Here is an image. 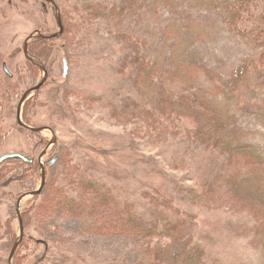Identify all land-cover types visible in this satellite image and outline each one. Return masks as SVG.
I'll list each match as a JSON object with an SVG mask.
<instances>
[{
    "label": "rangeland",
    "instance_id": "1",
    "mask_svg": "<svg viewBox=\"0 0 264 264\" xmlns=\"http://www.w3.org/2000/svg\"><path fill=\"white\" fill-rule=\"evenodd\" d=\"M57 1L69 30L56 39L32 42V50L49 59L43 63L51 71L45 87L26 103L33 126L51 127L37 133L20 124L19 109L46 72L30 59L26 43L35 33L61 30L58 10L48 0H0V157L21 152L36 159L35 163L11 159L0 171V264H12L15 233L22 235L20 209L29 213V244L20 248L15 264L146 260L148 253L134 234L121 228L120 207L132 202L136 211L153 219L158 210L154 197L166 199L161 190L182 199L183 207L199 216V241L213 258L264 264V245L255 233L258 220L227 187L220 189L216 202L200 204L191 198L190 189L205 190L226 163L220 150L190 135L198 111L191 106L194 97L185 105L189 117L179 121V130L172 136L162 134L167 122L164 117L156 120L151 110L163 106L153 103L152 94L143 92L133 73L142 49L154 58L195 65L204 87L198 94L201 99L218 93L217 86L227 84L264 48V0H249L245 8L249 34L238 33L228 22L226 0ZM92 2L98 8H92ZM174 26L179 27L175 32ZM7 63L15 76L6 70ZM260 109L255 105L241 111L240 124L254 133L248 142L264 147V120L256 114ZM56 138L59 142L52 145ZM49 148L46 190L22 200L42 187L40 158ZM57 157L60 161L52 165ZM72 195L80 197L78 212L70 204Z\"/></svg>",
    "mask_w": 264,
    "mask_h": 264
},
{
    "label": "trees",
    "instance_id": "2",
    "mask_svg": "<svg viewBox=\"0 0 264 264\" xmlns=\"http://www.w3.org/2000/svg\"><path fill=\"white\" fill-rule=\"evenodd\" d=\"M226 1L228 3V22L238 33L249 34V26L245 23V19L243 20L249 0ZM98 5V3L96 5L92 2V8L93 6L98 8ZM126 7L123 11L121 10L120 17L125 15L123 12ZM114 8L117 10V7ZM118 12L119 10H117ZM177 28L179 27L174 26L173 32ZM67 30H69L68 24ZM173 38L172 41L175 40ZM39 39L47 40L43 37L36 40ZM33 44L31 49L34 47ZM184 45L183 41L179 43L180 48ZM32 54L38 57L39 62L43 63L49 60L42 53H35L32 50ZM178 62L165 57L154 58L142 49L136 55L134 75L139 76L138 82L143 92L150 91L146 93L152 94L153 103L156 106L158 104L163 106L161 109L160 107L153 108L152 116L156 120L164 117L167 124L165 131L160 132L172 136L176 133L175 129L179 130L180 128L179 121L189 115L185 105H190L194 97L195 100L191 106L198 111L194 113L196 125L190 130V135L194 141L203 143L208 148L220 150L225 155L226 163L216 180L209 182L205 190L190 189L191 198L195 203L200 204L208 201L216 202L219 200L220 189L227 187L230 194L244 210L250 212L258 220L255 233L264 245V147L248 142L254 133L240 124L242 121L241 111L250 110L255 105L261 107L260 112L256 114L264 120V48L248 58V61L237 70L235 76L230 78L227 84L223 83L221 86H217L218 93L208 95L203 99L198 96L199 91H204L202 89L204 87L199 83L197 70L193 69L195 65L183 62V66L181 62ZM0 88L3 89L1 85ZM188 91L191 93H187ZM26 107V121L33 125L35 122L32 115H29V103ZM158 110L162 114H159ZM0 131L2 134L3 131ZM33 131L39 133V131ZM19 160L30 163L24 159L19 158ZM8 162L11 161L0 166V171L6 168ZM92 184L99 185L95 181ZM161 192L166 198L162 200L167 202L164 204L162 200H156L154 197V204L158 210L153 219L140 210L136 211V206L132 202L121 204L120 216L123 232L134 234L141 250L145 249L148 253L146 260L139 259V263L136 261L133 264H233L222 258H213L207 246L199 241V216L184 208L182 199L172 193L167 194L162 190ZM101 194L109 199L114 198L107 190H102ZM79 198L72 195L70 199V204L75 207L76 212L79 210V206L76 205ZM82 199L83 197L80 201ZM157 201L158 203H156ZM184 203L188 205L187 202ZM164 206L166 209H163ZM28 215L29 213L24 214L26 224L29 222ZM28 234L27 232L21 248H25L29 244ZM14 237V243L17 245L22 236L17 232Z\"/></svg>",
    "mask_w": 264,
    "mask_h": 264
},
{
    "label": "water",
    "instance_id": "3",
    "mask_svg": "<svg viewBox=\"0 0 264 264\" xmlns=\"http://www.w3.org/2000/svg\"><path fill=\"white\" fill-rule=\"evenodd\" d=\"M49 1H51L52 3H54L57 7H59V3H58L57 0H49ZM59 20H60V24H61V27H62V30L61 31H59L57 33H54L52 35H48V34L42 32V31L40 33H38V34L35 33V34H33L30 37V39H28V41L26 43V52H27L28 56L30 57V59H32L34 62H37V64L46 72V76L43 79V81L40 84H38L37 86H35L32 89H30L26 93V95H25V97H24V99H23V101H22V103L20 105V109H19V119H20L21 124L24 125V126H26V127L31 128L33 130H36V131H45L46 129L51 128V127H46V126L37 127V126H33L32 124L28 123L26 121V118H25V106H26V103L28 102V100L31 98V96L35 92H39V91H41L45 87V85L47 84V82L50 79L51 71H50V69H49V67H48L47 64H44V63L39 62L32 55V49H31L32 42H33V40H35V39H37L39 37H45V38L51 37V38H54V37H60V36L64 35L66 33V31H67V26L65 24V19H64V16H63L62 13L59 14ZM67 69H68L67 74H69V70H70V62H69V60H67ZM6 70L8 71L9 74H11L12 76H15L14 72L11 70V68H10V66H9L8 63L6 64ZM58 142H59V138H56L53 141L52 145L53 144H56ZM45 153H47V151ZM19 158L20 159H24V160H26L28 162H33V163L36 162V159L35 158H33V157H31V156H29V155H27L25 153L13 152V153L5 154L2 157H0V166L2 164H4L5 162L11 160V159H19ZM59 160H60V157H57L55 159L54 163H57ZM43 175H44V182H43L42 187L39 190L26 193L23 196L22 200L24 198H26L27 196L32 195V194H34V195H42L44 193V191L46 190V188L48 186V182H49L48 167H47L46 164H44V174ZM20 214H21V217H22V235H21L22 238L17 243V245H16V247H15V249L13 251V254H12V257H11V263L12 264H15V259H16L17 255H18L19 251H20V248L22 246V242L25 240L26 235H27V225H26V221H25V217H24V214L22 212V209H20Z\"/></svg>",
    "mask_w": 264,
    "mask_h": 264
},
{
    "label": "flooded vegetation",
    "instance_id": "4",
    "mask_svg": "<svg viewBox=\"0 0 264 264\" xmlns=\"http://www.w3.org/2000/svg\"><path fill=\"white\" fill-rule=\"evenodd\" d=\"M49 1V0H48ZM51 2V1H50ZM54 4V3H53ZM55 5V4H54ZM56 6V5H55ZM57 7V6H56ZM60 7V8H59ZM59 7H57V10H58V15L60 14V13H62V10H61V5L59 4ZM63 14V13H62ZM65 24H66V21H65ZM66 26H67V24H66ZM61 30H62V27H61ZM60 30V31H61ZM61 37V36H60ZM37 63V62H36ZM47 151V153H45ZM45 152L43 153V155L41 156V158H40V161H41V163H42V167H43V171H44V164H46L47 165V167H48V164L45 162V157L49 154V152H50V148L49 149H47V150H45ZM56 159V158H55ZM55 159L52 161V165H55V164H57V163H54V161H55ZM61 159V158H60ZM60 161V160H59Z\"/></svg>",
    "mask_w": 264,
    "mask_h": 264
}]
</instances>
